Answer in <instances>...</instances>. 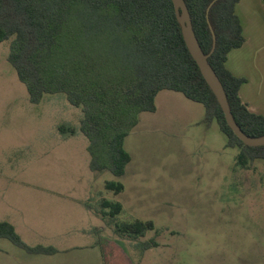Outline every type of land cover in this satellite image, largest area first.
<instances>
[{"label": "rangeland", "instance_id": "374dc122", "mask_svg": "<svg viewBox=\"0 0 264 264\" xmlns=\"http://www.w3.org/2000/svg\"><path fill=\"white\" fill-rule=\"evenodd\" d=\"M9 49V41L0 44V184H11L14 191L0 192L1 204L19 211L30 226L49 222L58 234L67 233L63 239L53 232L58 249L73 248L61 264H264V161L235 168L237 149L203 150L200 135L184 128L179 113H143L125 140L131 156L126 178L92 172L88 139L59 131L63 125L78 129L82 111L64 94L30 103L8 62ZM216 124L209 127L214 149L226 140ZM109 180L128 192L106 191ZM36 185L52 191L37 192ZM26 195L41 205L24 211L17 202ZM72 197L89 202L94 211L101 209V198L118 201L124 210L117 223L152 221L155 230L137 240L119 235L108 218L92 213L95 219ZM143 242L157 247L142 251ZM8 248L21 252L0 240V249Z\"/></svg>", "mask_w": 264, "mask_h": 264}, {"label": "trees", "instance_id": "16d2710c", "mask_svg": "<svg viewBox=\"0 0 264 264\" xmlns=\"http://www.w3.org/2000/svg\"><path fill=\"white\" fill-rule=\"evenodd\" d=\"M202 51L208 55L213 36L207 10L214 0H184ZM239 0H218L209 11L216 48L208 61L219 77L236 123L249 137L264 136V117L250 113L239 91L244 79L226 67L228 54L242 47L243 28L236 14ZM10 42L8 62L39 104L45 95L64 94L82 111L79 128L60 126L63 135L80 132L88 141L89 168L125 175L131 156L125 140L143 113L156 112L162 91L181 93L205 109L204 122H216L237 149L235 165L250 169L264 161V146L249 147L228 126L216 96L203 78L183 38L172 0H0V44ZM114 195L121 182H105ZM97 211L116 232L133 240L155 230L152 221L117 223L122 205L106 199ZM0 240L30 255L53 256V246H30L8 222H0ZM142 251L157 247L140 244Z\"/></svg>", "mask_w": 264, "mask_h": 264}, {"label": "crops", "instance_id": "0c3cea01", "mask_svg": "<svg viewBox=\"0 0 264 264\" xmlns=\"http://www.w3.org/2000/svg\"><path fill=\"white\" fill-rule=\"evenodd\" d=\"M236 14L242 24L244 43L241 48L235 49L228 54L226 67L233 76L245 80V83L240 88L239 97L247 110L252 114L264 117V0H239L236 6ZM197 105L198 103L188 100L181 93L166 90L157 95L156 112L151 114L158 116L161 113H179L184 128H190V131H193V134L196 132L200 135L203 150L209 151L210 153L211 151L226 152L227 150H234L226 148L227 138L225 142L222 141L221 147L218 149L212 148L211 145L215 142L209 136V127L212 128L214 122L207 125L204 122L205 109L200 108V106ZM216 127H218V125ZM193 134H190V139L195 141V138L193 137L195 134ZM236 155L237 154L234 153V157H236ZM234 167L238 168L236 165ZM227 168L228 170L231 169L230 166ZM127 173L128 169L125 172V178ZM8 190L14 191V186L11 184H0V192H8ZM33 190H36L37 192L41 191L42 193L45 191H52L49 188H40L38 185H36ZM127 192L128 189L124 185V190L118 194V196L124 195ZM14 196L16 197V195ZM28 197L29 196L27 195L26 198L19 197L18 200L21 201L17 202L14 200V202L22 205L24 211H33L29 207L33 205H41L40 201ZM60 198L61 197H59V199ZM26 199L28 201H26ZM102 199L106 198H101L100 201ZM71 200L73 203L83 207L92 217L98 219L92 214L94 213L97 215V211L93 210L92 206L88 204L89 202H81L76 197H72ZM106 200L110 201L109 199ZM23 204H25V206H23ZM120 204L124 210L123 203ZM47 207H49V205H46L45 208ZM36 210L37 211L34 212L40 215L42 212L40 211L41 209ZM14 212L17 215H14ZM0 222H8L12 224L22 240L30 246H53L58 249L56 245L58 242L56 243L55 241L56 235L58 236L57 238L62 237L63 239L67 236V233L63 234L64 236L60 233L58 234L57 232L59 231L53 228L49 222L46 225L39 223L38 227L30 226L31 223L27 221L26 217L21 215L19 211L9 209L7 206L1 204V193ZM42 223H44V221ZM46 228H48V230H46ZM53 232L56 235H54ZM95 244H97V242H93L91 246L92 249ZM17 249L21 252L9 250V248L4 250L0 249V258L2 259V262L5 264H61L60 261L62 257L73 248L58 249L59 252L53 256L30 255L22 249ZM57 256L58 259L56 258Z\"/></svg>", "mask_w": 264, "mask_h": 264}, {"label": "water", "instance_id": "95a60500", "mask_svg": "<svg viewBox=\"0 0 264 264\" xmlns=\"http://www.w3.org/2000/svg\"><path fill=\"white\" fill-rule=\"evenodd\" d=\"M217 1L218 0H214L210 4L207 10V20H208L209 27H210V30L213 36V46H212L210 54L206 55L202 51L199 45L198 39L193 29L191 16H190V13H189V10H188V7L185 1L184 0H172L174 8H175L176 18H177L179 25L181 26L182 34H183V38L186 43V46L191 56L193 57V59L196 61L203 78L205 79L206 83L212 90L213 94L216 96L219 102V105L221 106L223 110L228 126L231 128L235 136L240 141H242L246 146H249V147L264 146V136L257 137V138L249 137L243 132L240 126L236 123L234 116L232 114L229 102H228L225 89L219 77L217 76V74L215 73V71L213 70V68L211 67L208 61L210 55L213 54L216 48V36L209 22V11L211 7Z\"/></svg>", "mask_w": 264, "mask_h": 264}]
</instances>
